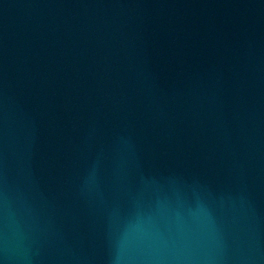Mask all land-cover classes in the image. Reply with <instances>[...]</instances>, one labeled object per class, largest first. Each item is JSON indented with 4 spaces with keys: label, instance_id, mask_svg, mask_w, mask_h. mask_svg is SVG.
Returning <instances> with one entry per match:
<instances>
[{
    "label": "water",
    "instance_id": "95a60500",
    "mask_svg": "<svg viewBox=\"0 0 264 264\" xmlns=\"http://www.w3.org/2000/svg\"><path fill=\"white\" fill-rule=\"evenodd\" d=\"M0 264H264V0H0Z\"/></svg>",
    "mask_w": 264,
    "mask_h": 264
}]
</instances>
